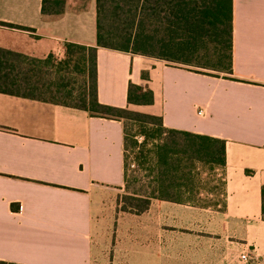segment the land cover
Returning <instances> with one entry per match:
<instances>
[{
    "label": "crops",
    "instance_id": "0c3cea01",
    "mask_svg": "<svg viewBox=\"0 0 264 264\" xmlns=\"http://www.w3.org/2000/svg\"><path fill=\"white\" fill-rule=\"evenodd\" d=\"M43 1L0 0V23L32 30L0 26V47L35 56L27 48L44 42L58 57L68 43L96 47V0L61 11L49 0L45 14ZM97 76L101 104L226 142L224 210L164 200L125 210L124 122L0 93V263L264 264V0H234L229 79L108 49ZM131 84L153 103L129 104ZM182 207L201 209L203 231L172 225Z\"/></svg>",
    "mask_w": 264,
    "mask_h": 264
},
{
    "label": "trees",
    "instance_id": "16d2710c",
    "mask_svg": "<svg viewBox=\"0 0 264 264\" xmlns=\"http://www.w3.org/2000/svg\"><path fill=\"white\" fill-rule=\"evenodd\" d=\"M48 3L49 0L43 1L44 14ZM65 3L66 0L54 1L60 11ZM96 3V47L68 43L62 58L51 53L46 59L0 47V93L78 109L92 117L122 121L125 152L128 121L154 127L153 148L143 168V189L132 190L125 156L128 193L123 197L125 210L143 213L153 200L217 209L216 204H204L199 197L205 177L226 168V142L165 128L162 118L156 116L101 104L97 53L99 49L129 53L166 61L198 74L229 79L233 75L234 0H96ZM0 26L32 31L6 23ZM80 65L84 78L79 91L72 87L71 81ZM153 101L150 90L130 85L129 104L149 105ZM262 218L264 220V187Z\"/></svg>",
    "mask_w": 264,
    "mask_h": 264
},
{
    "label": "rangeland",
    "instance_id": "374dc122",
    "mask_svg": "<svg viewBox=\"0 0 264 264\" xmlns=\"http://www.w3.org/2000/svg\"><path fill=\"white\" fill-rule=\"evenodd\" d=\"M17 38V37H16ZM51 44L40 42L35 47L31 45L27 50H36L37 57L47 58L50 51ZM62 58V57H59ZM81 65L76 69L72 77V87L79 90L83 86V73L80 71ZM76 68V67H75ZM191 70H197L196 68L190 67ZM81 72L82 74H80ZM153 128L151 125H146L140 122H127V149H126V170L129 184L132 185V190L138 191L143 189L142 178L145 176L143 168H146V157H148L150 150L153 148ZM134 143H136L134 145ZM225 174L224 171H215L211 175L205 177V181L202 183V194L199 197L203 203L213 202L217 210H224V205L226 201L225 196ZM206 201V202H204ZM160 209V207H159ZM180 219L179 221L174 219L172 224L175 227L181 228L182 233L189 232V228L196 229L197 231H203L206 226L207 217L201 211V209L196 208V210L186 209L182 207L180 209ZM176 212V211H175ZM172 211H166L164 216H168ZM166 226L169 223L166 222Z\"/></svg>",
    "mask_w": 264,
    "mask_h": 264
},
{
    "label": "built area",
    "instance_id": "2783aa9c",
    "mask_svg": "<svg viewBox=\"0 0 264 264\" xmlns=\"http://www.w3.org/2000/svg\"><path fill=\"white\" fill-rule=\"evenodd\" d=\"M199 114L202 115L203 112H202V111H199ZM250 259H251V257H250L249 254H243V255L241 256V260H242L243 262H246V263H247V262L250 261Z\"/></svg>",
    "mask_w": 264,
    "mask_h": 264
}]
</instances>
